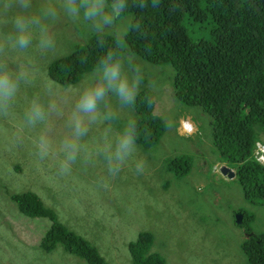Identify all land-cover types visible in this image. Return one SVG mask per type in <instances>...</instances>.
Instances as JSON below:
<instances>
[{
	"label": "rangeland",
	"instance_id": "obj_1",
	"mask_svg": "<svg viewBox=\"0 0 264 264\" xmlns=\"http://www.w3.org/2000/svg\"><path fill=\"white\" fill-rule=\"evenodd\" d=\"M53 31L63 54L34 61L47 77L57 58L88 40L64 18L53 25ZM136 55L145 74V89L152 94L153 113L164 126L153 145L145 148L139 143L146 160L142 174L125 166L119 174L108 176L102 162H77L70 172L59 170V144L69 135L71 86L81 77L66 87L58 83L54 94L44 97L53 106L47 122L22 132L18 144L13 145L10 137L21 125L25 98L39 91V82L22 91L9 114L0 113V264H88L61 246L49 253L38 247L48 220L23 216L5 190L36 193L61 223L95 246L109 264H132L127 245L143 231L152 234L151 250L166 264H249L242 245L246 229L264 235V202L246 199L235 178L225 179L220 173L225 163L219 161L212 144L211 118L199 106L187 107L174 98L171 65L153 64ZM0 64L12 70L26 66L22 57L3 49ZM39 135L47 136L52 146L43 160L34 147ZM97 135L99 129H93L89 141ZM177 157L187 165L172 164Z\"/></svg>",
	"mask_w": 264,
	"mask_h": 264
},
{
	"label": "trees",
	"instance_id": "obj_2",
	"mask_svg": "<svg viewBox=\"0 0 264 264\" xmlns=\"http://www.w3.org/2000/svg\"><path fill=\"white\" fill-rule=\"evenodd\" d=\"M143 20L144 30L130 36L129 47L150 63L171 65L174 98L187 107L199 106L211 118L219 161L234 170L246 199L264 202V165L254 156L256 143H264V0H161L160 8L144 13ZM194 28L198 37L195 31L191 34ZM98 55L95 41L88 39L57 58L48 75L69 86ZM153 109L152 94L144 89L135 112L138 143L145 148L158 140L164 127ZM171 163L187 165L181 157ZM4 195L23 216L48 220L38 244L46 253L61 246L88 264H109L33 191L5 190ZM246 233L242 247L248 263L264 264V235ZM151 243L147 231L128 243L132 264H166Z\"/></svg>",
	"mask_w": 264,
	"mask_h": 264
},
{
	"label": "clouds",
	"instance_id": "obj_3",
	"mask_svg": "<svg viewBox=\"0 0 264 264\" xmlns=\"http://www.w3.org/2000/svg\"><path fill=\"white\" fill-rule=\"evenodd\" d=\"M160 6L161 0H0V49L22 57L26 64L15 70L0 64V113L9 114L22 91L39 82V91L24 100L21 125L10 142L18 144L22 132L37 129L48 120L53 106L44 97H51L60 86L42 75L34 61L63 54L53 25L64 18L81 36L95 41L99 55L71 86L69 135L59 144L62 158L58 168L67 173L77 162H102L108 176L119 174L125 166L142 174L146 160L140 154L135 109L146 81L128 41L133 33L144 30L143 14ZM93 129H99V135L89 141ZM34 147L43 160L52 146L47 136L39 135Z\"/></svg>",
	"mask_w": 264,
	"mask_h": 264
},
{
	"label": "built area",
	"instance_id": "obj_4",
	"mask_svg": "<svg viewBox=\"0 0 264 264\" xmlns=\"http://www.w3.org/2000/svg\"><path fill=\"white\" fill-rule=\"evenodd\" d=\"M255 159L264 165V143L257 142L254 151Z\"/></svg>",
	"mask_w": 264,
	"mask_h": 264
},
{
	"label": "water",
	"instance_id": "obj_5",
	"mask_svg": "<svg viewBox=\"0 0 264 264\" xmlns=\"http://www.w3.org/2000/svg\"><path fill=\"white\" fill-rule=\"evenodd\" d=\"M219 171L220 173L225 176L226 178H229V179H233L235 178V172L233 169L229 168L228 166L226 165H222L220 166L219 168ZM237 223H240L241 221L239 219H237L236 221Z\"/></svg>",
	"mask_w": 264,
	"mask_h": 264
},
{
	"label": "bare ground",
	"instance_id": "obj_6",
	"mask_svg": "<svg viewBox=\"0 0 264 264\" xmlns=\"http://www.w3.org/2000/svg\"><path fill=\"white\" fill-rule=\"evenodd\" d=\"M189 122V121H188ZM186 126H188V124H186ZM185 131V130H184Z\"/></svg>",
	"mask_w": 264,
	"mask_h": 264
},
{
	"label": "crops",
	"instance_id": "obj_7",
	"mask_svg": "<svg viewBox=\"0 0 264 264\" xmlns=\"http://www.w3.org/2000/svg\"><path fill=\"white\" fill-rule=\"evenodd\" d=\"M225 178V177H224ZM225 179H228V178H225Z\"/></svg>",
	"mask_w": 264,
	"mask_h": 264
}]
</instances>
